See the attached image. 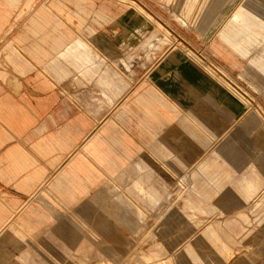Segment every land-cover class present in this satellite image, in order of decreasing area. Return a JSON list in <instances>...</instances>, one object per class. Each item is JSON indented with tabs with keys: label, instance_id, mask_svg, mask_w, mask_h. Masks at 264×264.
I'll return each mask as SVG.
<instances>
[{
	"label": "rangeland",
	"instance_id": "374dc122",
	"mask_svg": "<svg viewBox=\"0 0 264 264\" xmlns=\"http://www.w3.org/2000/svg\"><path fill=\"white\" fill-rule=\"evenodd\" d=\"M20 2L0 6V99L34 83L61 148L29 200L0 192V264H264V0ZM40 6L47 36L30 31ZM98 136L124 163L60 195Z\"/></svg>",
	"mask_w": 264,
	"mask_h": 264
},
{
	"label": "crops",
	"instance_id": "0c3cea01",
	"mask_svg": "<svg viewBox=\"0 0 264 264\" xmlns=\"http://www.w3.org/2000/svg\"><path fill=\"white\" fill-rule=\"evenodd\" d=\"M20 1L0 0V6L20 9ZM29 1L26 0V7L28 8L30 7ZM76 1L78 10H84V7L80 6L84 0ZM23 3L25 7V1ZM10 16L11 12L0 11V30L5 28V24L9 21ZM51 19L50 11L45 6H40L34 15L30 17V31L35 35L43 34L47 36V27L50 26ZM10 29L11 25L6 32H9ZM226 36L228 39L223 35L220 37L224 38H221L222 41L229 43L232 37ZM229 45L232 47V44ZM80 48L85 50L84 44L76 40L73 46L71 43L66 49V52L74 54L77 67V61L80 64L81 61L85 60L86 55H88L86 51L80 54L78 52ZM183 63L187 67H185L184 74L182 73V78L188 81V83L190 79L196 78L195 74L203 76L204 73L196 66L188 62H181V64ZM181 64L178 69L182 68ZM24 85L25 87L23 89L25 92L21 98L8 93L3 99H0V102L8 103L6 105L0 104V192L3 194L8 193L10 195L8 200L11 201L29 200L25 196H30L33 193L35 187L41 183L42 178L45 176V171L51 168L53 166L52 162L54 163L60 157V153L56 151V149L60 150L61 148L60 133L51 130L52 133L47 136L40 135V130L45 129V126L41 125L44 110L38 104L36 95L26 92L28 90H37V86L29 82H25ZM206 85H210V83L202 84L201 88H199L202 89ZM149 104L151 103L149 102ZM99 137L92 139L90 144L85 148L86 153H89L91 156L90 160H87V162L83 161L82 156L76 159L74 158V160H70L66 167L56 175L52 185L60 195L66 196L73 194V199L75 200L78 194L89 189L97 178L104 175L100 172L97 165L102 166L109 172L124 163L125 159L123 157L113 156L112 151L101 145L100 140L97 139ZM41 158L45 160L44 163ZM8 188L13 190L8 192L6 190ZM15 189L16 191L19 190L22 194L18 193L19 191L15 192ZM48 199L52 203H55L60 197L57 199L55 197H48ZM28 209V213L25 216H30L34 212L40 213V210L32 206ZM3 216L0 214V221L4 219ZM85 216L89 217L93 215L85 213ZM61 228L65 229L64 226H61Z\"/></svg>",
	"mask_w": 264,
	"mask_h": 264
}]
</instances>
